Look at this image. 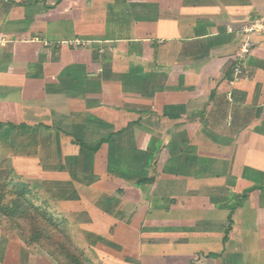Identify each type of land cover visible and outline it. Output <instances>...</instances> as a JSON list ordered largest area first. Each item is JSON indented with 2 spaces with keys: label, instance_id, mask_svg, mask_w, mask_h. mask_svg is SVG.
I'll use <instances>...</instances> for the list:
<instances>
[{
  "label": "crops",
  "instance_id": "obj_1",
  "mask_svg": "<svg viewBox=\"0 0 264 264\" xmlns=\"http://www.w3.org/2000/svg\"><path fill=\"white\" fill-rule=\"evenodd\" d=\"M0 123L95 263L264 264V0H0Z\"/></svg>",
  "mask_w": 264,
  "mask_h": 264
},
{
  "label": "trees",
  "instance_id": "obj_2",
  "mask_svg": "<svg viewBox=\"0 0 264 264\" xmlns=\"http://www.w3.org/2000/svg\"><path fill=\"white\" fill-rule=\"evenodd\" d=\"M0 126H3V124L0 123ZM12 126L17 128V125ZM79 144L85 147L82 142ZM8 193L11 195V199H8ZM44 201L40 193L20 180L11 177L4 183H0V216L14 222L16 228H19L24 235L20 234L22 238H27L26 228L23 224L25 222L30 223L27 230H31L32 233L28 237V243L40 244L43 241L49 242L52 240V250L49 254L59 264H97L82 252L76 251L71 244L66 243L63 238L68 237L69 232H61V226L59 225V223H68L66 217L64 215L56 217V211L53 207L51 211V207ZM55 230L60 234H57ZM54 236H57L56 241ZM54 241L55 243H53Z\"/></svg>",
  "mask_w": 264,
  "mask_h": 264
},
{
  "label": "rangeland",
  "instance_id": "obj_3",
  "mask_svg": "<svg viewBox=\"0 0 264 264\" xmlns=\"http://www.w3.org/2000/svg\"><path fill=\"white\" fill-rule=\"evenodd\" d=\"M42 131L41 130H40V132L30 131V132H26V133L21 132V131L16 132L10 126H5V127L0 126V183H4L6 180H8L9 178L12 177L15 180H20V181L28 184L32 188L31 182H33V181L31 179V177L26 178V177H24L25 175H19L18 174L19 166L17 164V161H18V158H20V156H22L23 154H26V153L31 154L33 152L32 146H35V145L32 141L34 139L39 141V143L37 145L39 148H40V146L43 147V145L40 144V140H41L40 136L43 133H47V130H45V131L42 130ZM25 139H27V141ZM25 141L27 143H25ZM27 144H30V145H28L30 147V150H29L30 152L24 148V145H27ZM43 144H46V143L43 142ZM3 192H5V191H3ZM8 199H11V195H9V193H8ZM44 200H45L44 202L51 207V211H52V197H48V195H47L46 199H44ZM54 210L57 213L56 217H62L63 216L62 212H60L56 209H54ZM57 223H59V222H57ZM23 225H25V227H24V228H26L25 234L27 235V238H28L32 233L31 230H27V229H29L30 223L27 224V222H25ZM59 225L61 226V232L62 231L63 232L64 231L69 232V236L66 238L65 237L63 238L66 241V243L71 244L76 251L81 253V250L79 248V245H80L79 239L73 238V236H71L72 230L70 231V226L68 225V223H66V222L63 224L59 223ZM0 229L8 232L10 234V236H13V237H16V238L22 240L26 245H28L32 248L38 249L40 253L43 252L44 254L52 257L49 254L50 251L52 250V240L49 242L43 241L40 244H30V243H28L29 238L28 239L26 237L22 238L21 235H23V234H22L21 230L19 228H16V224L14 222H10V220L4 216H0ZM56 233L58 234L59 232L56 231ZM54 240L55 241L57 240V236H54ZM55 241L53 243H55Z\"/></svg>",
  "mask_w": 264,
  "mask_h": 264
},
{
  "label": "built area",
  "instance_id": "obj_4",
  "mask_svg": "<svg viewBox=\"0 0 264 264\" xmlns=\"http://www.w3.org/2000/svg\"><path fill=\"white\" fill-rule=\"evenodd\" d=\"M71 44H74V45H82L83 44V41L80 40V39H75L74 41L71 42ZM246 49H245V52H248L249 51V44L246 45Z\"/></svg>",
  "mask_w": 264,
  "mask_h": 264
}]
</instances>
